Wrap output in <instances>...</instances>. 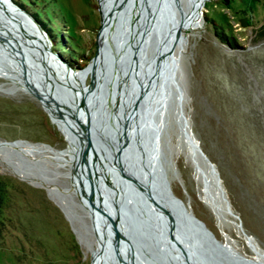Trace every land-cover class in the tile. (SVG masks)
Masks as SVG:
<instances>
[{"label":"rangeland","instance_id":"obj_1","mask_svg":"<svg viewBox=\"0 0 264 264\" xmlns=\"http://www.w3.org/2000/svg\"><path fill=\"white\" fill-rule=\"evenodd\" d=\"M9 1L22 16L32 19L49 41L50 36L55 42L51 50L71 70L84 69L92 63L102 21L99 0ZM107 1L110 12L114 2ZM186 4V0H179L182 12L176 10L174 23L184 16ZM201 11L200 27L177 32L169 40V56L162 67L166 83L163 85L159 77L158 86L150 89L149 95H142V91L148 89L145 78H152L153 69L149 67L157 39L151 34L139 55L144 75L141 91L134 70L130 71L131 76L128 74L129 84L137 83L138 92L133 93L120 76L121 69L134 60L133 53L130 56L125 53L124 62L118 60L120 53L126 52L122 47L126 33L114 21L107 30L104 47L109 55L110 72L107 77L102 75L99 91L102 88L106 97L111 95L112 107L118 115L125 113L116 89L114 86L111 89L112 81H117V88L134 101L135 112L139 99L144 105L148 101L150 110L156 104L150 133L158 136L161 173L173 195L205 224L216 240L231 249L238 264H264V0H206ZM37 12L41 13L40 20L34 16ZM122 15L130 20L125 9ZM2 22L5 23L0 30L8 33L11 40L0 32V66L5 71L0 76V180L7 184L5 196H0V264H90L97 240L89 204H84L74 191L77 183L70 174L73 167L66 163L74 158L43 148L65 150L69 139L50 105L45 102L51 117L41 104L42 98L24 90L31 78H27L24 63L31 59L30 42L16 28L6 27L9 25L6 19ZM174 23H170L169 29ZM12 52L20 54V67L10 58ZM100 63L95 73L99 82L105 67ZM86 83L92 84L91 74ZM53 89L65 101L72 98V89L56 81ZM104 105L109 111L111 102L106 100ZM104 108L103 115L98 111L95 120L98 126H106L108 141L97 131V148L112 151L114 126L115 134L123 139L118 148L123 151L131 148L129 139L132 141L134 121L126 114L118 119L109 114L104 117ZM78 113L82 118L80 109ZM190 131L214 165L225 200L216 197L213 191L210 196L204 191L202 176L195 165L202 171L203 167L192 155ZM6 142L37 147L30 151L11 149L4 147ZM93 142L94 138L92 149L96 147ZM140 146V142L133 145ZM20 175L27 179H21ZM42 184L53 195L39 186ZM133 237L144 253L146 237L138 233Z\"/></svg>","mask_w":264,"mask_h":264},{"label":"water","instance_id":"obj_2","mask_svg":"<svg viewBox=\"0 0 264 264\" xmlns=\"http://www.w3.org/2000/svg\"><path fill=\"white\" fill-rule=\"evenodd\" d=\"M6 1L10 3L11 8L19 12L9 0ZM113 2L108 14L111 19L108 28L114 21H117L125 28L126 33L122 43L123 50L126 52L121 53L118 60L124 62L125 53H128L129 56L133 53L134 59L126 69H121V73L128 71L127 75L130 74V67L134 66L135 76L139 79L138 57L142 53V48L144 51L145 42L151 34H154L157 39L158 44L152 56L154 68L149 83V85L151 84L150 89H153V83L159 78L163 66L160 60L167 42L165 37L172 33L169 25L175 17L176 10L180 14L182 12L179 0H113ZM123 9L129 14V21L125 20L122 15ZM0 15L16 22L19 26L18 30L22 32L24 38L29 35L25 33L20 24V16L12 14L11 9L5 6L4 0H0ZM101 16H103L102 12ZM23 17L42 39L45 54L56 60L55 64L59 68L62 65L67 71H71L51 50V43L40 27L29 17ZM137 23H142L145 26L142 31L144 32L143 36L142 32H139L140 26L136 30L134 29ZM101 27L102 21L96 40L97 52L92 62L100 56L101 63L105 65L102 72L104 77H107L110 72L109 55L104 50L105 44L100 48L98 42ZM127 29L131 30V34L127 35ZM139 35L142 36L141 42L138 39ZM161 36H165L162 41L160 40ZM128 39L131 43L126 45ZM130 46L133 47L132 52L129 51ZM43 72L45 79L48 78L47 71L43 69ZM167 85L165 84V87ZM35 95H37L36 91ZM43 101L42 99L41 104L44 105V109L51 117L50 110ZM145 111L148 112V107ZM100 115L102 114L100 113ZM72 118L82 131L81 178L90 190V193L85 196L89 204L88 212L97 240L94 255L93 252L91 253L90 264H116L114 258L118 264H238L231 249L216 240L205 224L196 218L183 201L171 192L160 169L157 134H154L153 140L149 141L151 136L147 132L152 130L151 126L149 128L142 126L140 130L138 129L144 134L140 147H131L124 153L120 150L115 153L114 161L121 174V182L117 176L112 178L121 190L118 191L114 186L119 196H115L118 203L112 199L113 207H111L108 203L111 197L106 196L107 192L100 190L99 184L88 176L89 161L93 158V161L97 162L96 151L91 148L89 131L81 124L77 114ZM190 137L193 144H191L192 155L203 167L202 171L198 164L195 165V170L202 176L204 191L208 196L213 191L216 197L225 200L214 165L201 151L191 131ZM6 143L14 144L15 142ZM122 154L124 157L121 160ZM226 206L228 208L227 203ZM228 212L232 214L229 209ZM97 226L102 231V235L99 237ZM135 233L146 237L145 247L147 250L144 253L140 250L139 242L133 237ZM248 238L250 237L248 236Z\"/></svg>","mask_w":264,"mask_h":264},{"label":"bare ground","instance_id":"obj_3","mask_svg":"<svg viewBox=\"0 0 264 264\" xmlns=\"http://www.w3.org/2000/svg\"><path fill=\"white\" fill-rule=\"evenodd\" d=\"M205 1L206 0H186L187 4L185 7L186 10H184V12H183L184 16L181 19H178V21L176 20L175 23H174L175 18L172 19V22L174 23L170 28V32H172V33L166 35V37L161 36V39H160L162 41V39L165 37V40L167 41L165 48L163 50V53L161 55L160 61H161L162 65H164V63H165V57L167 56V54L169 56V52H170L169 51V49H170L169 40L171 39V37H173V35L176 34L177 32L183 33L185 31L195 30L198 27H200V25H201L200 13L202 12L201 10H202V7H203ZM99 2H100V8H101V12H102L103 16H102V27H101V32L99 34L98 42H99V47L102 48L106 42L105 38L107 35L108 26L111 23V19L109 18V15H108L109 14V12H108V9H109L108 1L107 0H99ZM4 3H5V6H7V8L11 9L12 14H14L15 16H20L19 17L20 22H21L20 24L23 27V30L25 31V33H28L29 35H27V37L24 38L22 32H20L18 30V27H19L18 24L16 22L11 21V19L4 18V19H6L7 23H9V25H5V26L6 27L10 26L9 28H12L13 30H14V28H16L17 31L22 35V38L25 39L26 41L28 40L30 42V45H29L30 49L32 50V52L34 51L33 52L34 54H32V52H31V59L29 61L24 62L25 66H26L27 78H28V76L31 77V78H28V79H30V84L27 87H25L24 90H26L28 93L33 94V95H35V91H36V93H37L36 96H39L48 105H50V107L52 108V110L54 112L55 117L58 119V121L60 122V125L63 128V132L65 133V135L69 139V146L65 150L57 151V150H55L49 146H43V148H46V151H49V153H52V154H59V155L70 154L71 156H73L74 160H72L71 162H66V163L72 164V167H73V170L70 172V174L73 177V179H75V181L77 183V188H75L74 191L81 197L84 204H88V201L86 199L85 194L90 193V190L88 189L87 184L81 178L82 144H80V140L78 138V132L80 131L79 134L82 135L81 134L82 131L80 130V127L74 122V120L72 118V115L74 116L75 114H77L81 124L83 125V123H84L85 128L88 129V131H89L91 146H92V138H94V142L96 144V147H94L93 149L96 151V158L99 160L96 163L94 161H92V162L89 161L90 172H89L88 176L92 180H94L96 183L99 184L100 190L102 189V190H105L104 192H107L106 196L111 197L110 200L108 201V203H109V205H111V207H113L112 206L113 205L112 199L115 200V203H118L115 196H119L115 187H117L118 191H120L121 188L117 184L112 182L110 178L117 176L119 178V182H121V180H120L121 174H120V172L117 169V166L115 164L114 156H115V153L118 152L119 150L124 153V151L121 148H118L120 146V143L123 141V139H122V137L118 136V134H115V131H117V129H116V126L113 125L114 129L112 128V130H114V131L113 132L111 131V132L114 135V137L112 136V139H113L115 146L114 145L112 146L113 149L111 152H109L104 147H103L104 148L103 151L99 150L97 148V140L95 137V133L97 131L100 134L103 133L101 137L105 138V142L108 140H106L107 139L106 138L107 132H106V128H105L106 126L104 124L101 126H98L96 123V120H95V115L97 114L98 111H99V113L102 114V110L105 107L104 102L106 100L111 102V108H110V110L108 109L109 111H107L106 107L104 108V110L106 109L104 117H106L109 114V115H111L112 118L118 119V118H122V116L125 117V114L128 115L130 117V119H132L134 121V124H133L134 130L132 131L133 133L131 134L132 141L130 140L131 138L129 139V142H132L131 147H133V145L136 142H138V141L141 142V140L144 136V134L142 132H141L142 134L139 132L144 121H146L144 124V126H146V128L147 127L149 128V126H151V124L154 120L153 115H154V112L156 111L154 108L156 106V104L154 105L152 110H150L148 108V112L146 113L145 110L148 107V101L144 105V103H143L144 101L139 99L137 101L138 104L135 105V106H137V112H135L134 108H132L133 107L132 103H134V101L131 100L130 96L125 95L124 90H122V89L120 90L117 88V86H118L117 81H112V83L110 84L111 89H113V86L116 89V92L118 95V102L121 105V109L125 113V114H121L122 116L118 115L115 112L114 108L112 107L111 95L109 94V97H106L105 96L106 94L103 92L102 88L99 91V85H101V83H103V79H104V78H102L103 68L100 72V74H101L100 82H99V80L95 74L96 73V66H97L98 62L101 61L100 56L97 57V59L94 62L89 64L84 69H80V70L72 69L71 71H67L65 68H63L62 65H60L61 68H59L55 64L56 60L49 58L45 54V52L43 50L44 48L42 45L43 41L40 38V36L36 33L35 29L29 25L30 23L28 24V21L24 20V17L21 16V14L17 10L11 8L10 3L8 1L4 0ZM4 19L0 17V26L4 25L5 22H2V20H4ZM138 26H140L139 32H142L143 28H145L144 24L137 23V24H135L134 29L136 30ZM2 30H0V32L3 33ZM130 31H131L130 29H127L128 35L131 34ZM143 33L144 32H142V34H141L142 36H143ZM141 35H139L140 39H142ZM2 37L7 38L8 33H6V32L3 33ZM129 43H131V41L129 39L126 40V45H129ZM9 52H11V50ZM20 53L22 55H25V52H20ZM19 55H17L15 52H12V55H10V58L14 61V63L17 62V64L20 67L21 64H20V62H19L20 60L18 58ZM33 55H35L34 56L35 59H34ZM32 59H33V61H32ZM153 63H154V60L151 59V64H150L149 69L154 68ZM141 65H142L141 62H139V67H138L139 79H137L135 76V79L137 81L139 80L138 88L140 89V91H141V83L140 82L144 77V75L140 71ZM43 69H45V71H47V73L49 74V76H47L48 78H46V79H45V76H43V74H44ZM131 70H134V73H135V67L134 66L130 67L129 71H131ZM160 71H161L160 75L159 74L158 75H159V77H161L163 79L164 82H162V83L164 85V83H166V75H165L166 73H165L164 68H161ZM127 73H128V71L122 72L120 74L121 79H124V81H126L128 88L130 90H132L133 93L138 92L137 83H135V85L129 84L130 78H128V75H126ZM4 74H5V71L0 66V76H2ZM90 74L92 75V84H91V87L89 88L87 86L86 80ZM129 75L131 76V74H129ZM145 79H146L145 84H146L148 89L143 90L142 95H144V94L149 95L150 91H151L150 90L151 84L149 85L151 79H149L148 76ZM158 79L153 84L154 87L158 86V84H159ZM55 81L64 85L66 88H69L70 90L72 89V92H71L72 98L70 100L65 101L64 99H61L62 98L61 95L55 89H53ZM70 90H68V91H70ZM165 96H166L165 100H164L165 102H164V105H162L164 108H165V105H166L168 97H169V92H167L165 94ZM99 103H100V107L98 106ZM73 109L75 110L74 113H73ZM78 109L81 110L82 118H81V115L78 113ZM141 112H142V116H141ZM159 121H160L159 123L161 124L162 118H160ZM73 126L75 127L76 130L72 128ZM78 127H79V129H78ZM150 132H151L150 130L147 132V134L148 135L150 134V136H151L149 141H151L153 139L152 138L153 136ZM4 147L11 148V149L22 148L26 151H30V149H33L34 147H37V146H35V145L34 146H32V145L27 146L26 144H23L21 142H15L14 144L6 143V144H4ZM43 148H41V149H43ZM128 149H130V148H128ZM122 155L123 156H121V160L124 157V154H122ZM91 163L94 164L93 167H92ZM19 177L21 179H27L25 176L20 175ZM71 183H72V180H71ZM39 186L44 187L48 191L49 194L53 195L51 192V189L48 186H46L44 184L39 185ZM98 230H99V234H98V237H99L100 235H102V231L99 229V227H98ZM94 252H95V250H94ZM93 255H94V253H93ZM114 261L116 264H118L116 258H114Z\"/></svg>","mask_w":264,"mask_h":264},{"label":"trees","instance_id":"obj_4","mask_svg":"<svg viewBox=\"0 0 264 264\" xmlns=\"http://www.w3.org/2000/svg\"><path fill=\"white\" fill-rule=\"evenodd\" d=\"M23 7L24 8H26L27 9V7L26 6H24L23 5ZM28 10V9H27ZM47 13V12H46ZM49 13H47V15H48ZM39 15H41V13L40 12H37L36 14H34V16H35V18L38 20L39 19ZM40 20V19H39ZM42 24H44V22L42 23ZM44 26V25H43ZM46 26V25H45ZM44 26V28H45V30H46V32H47V34H49L50 35V32L46 29V27ZM48 35V36H49ZM49 39H50V41H51V44L54 46L55 45V42L50 38V36H49ZM6 183H4V182H2V180H0V196H5V194H6Z\"/></svg>","mask_w":264,"mask_h":264}]
</instances>
